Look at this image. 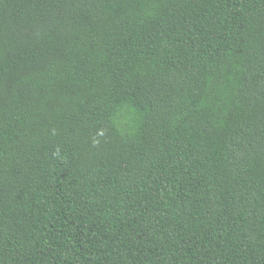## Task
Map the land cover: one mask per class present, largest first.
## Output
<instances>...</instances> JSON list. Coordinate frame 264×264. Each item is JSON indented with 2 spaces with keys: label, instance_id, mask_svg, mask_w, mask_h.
Returning a JSON list of instances; mask_svg holds the SVG:
<instances>
[{
  "label": "trees",
  "instance_id": "16d2710c",
  "mask_svg": "<svg viewBox=\"0 0 264 264\" xmlns=\"http://www.w3.org/2000/svg\"><path fill=\"white\" fill-rule=\"evenodd\" d=\"M0 264H264V0H0Z\"/></svg>",
  "mask_w": 264,
  "mask_h": 264
}]
</instances>
